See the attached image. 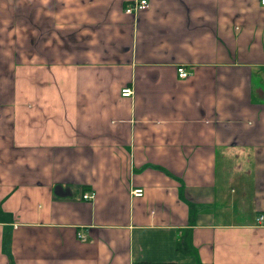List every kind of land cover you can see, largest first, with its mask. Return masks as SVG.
<instances>
[{"label": "crops", "instance_id": "0c3cea01", "mask_svg": "<svg viewBox=\"0 0 264 264\" xmlns=\"http://www.w3.org/2000/svg\"><path fill=\"white\" fill-rule=\"evenodd\" d=\"M129 1L0 0V264H264V5Z\"/></svg>", "mask_w": 264, "mask_h": 264}, {"label": "built area", "instance_id": "2783aa9c", "mask_svg": "<svg viewBox=\"0 0 264 264\" xmlns=\"http://www.w3.org/2000/svg\"><path fill=\"white\" fill-rule=\"evenodd\" d=\"M259 2L261 5H264V0H259ZM149 5H150L149 0H133L125 7V12L129 14H133L148 9ZM176 68H177L176 69L177 76L179 78L184 79L189 76V72L185 69L184 66H177ZM131 94H132V90L130 87H124L121 89V96L128 97ZM133 195L141 196L142 190L140 188L133 190ZM93 196L94 194L92 192H86L82 195L83 199H87V200L93 198ZM257 219L259 221L264 220V216L260 215ZM78 238L81 240H85V236L82 233L78 234Z\"/></svg>", "mask_w": 264, "mask_h": 264}, {"label": "rangeland", "instance_id": "374dc122", "mask_svg": "<svg viewBox=\"0 0 264 264\" xmlns=\"http://www.w3.org/2000/svg\"><path fill=\"white\" fill-rule=\"evenodd\" d=\"M230 166H231V164H230ZM226 173H228V172H226ZM230 173H232V172H230ZM236 189H237V186H236ZM240 189H244V190H246L247 192H249V190H250L248 183H244V184L240 187ZM82 198H83V197H82ZM91 199H92V198H91ZM91 199H89V200H91ZM260 215H263V216H264V214H259L258 216H256V217H255V222H256V224H259V223H263V222H264V220L259 221V220L257 219ZM83 235H84V234H83Z\"/></svg>", "mask_w": 264, "mask_h": 264}, {"label": "trees", "instance_id": "16d2710c", "mask_svg": "<svg viewBox=\"0 0 264 264\" xmlns=\"http://www.w3.org/2000/svg\"><path fill=\"white\" fill-rule=\"evenodd\" d=\"M133 0H130L127 4H125V7L129 4V3H131ZM186 69V68H185ZM187 70V69H186ZM188 71V70H187ZM189 72V71H188Z\"/></svg>", "mask_w": 264, "mask_h": 264}]
</instances>
